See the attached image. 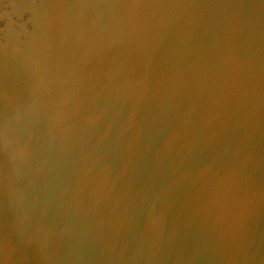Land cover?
I'll return each mask as SVG.
<instances>
[{"label": "water", "instance_id": "obj_1", "mask_svg": "<svg viewBox=\"0 0 264 264\" xmlns=\"http://www.w3.org/2000/svg\"><path fill=\"white\" fill-rule=\"evenodd\" d=\"M0 264H264V0H0Z\"/></svg>", "mask_w": 264, "mask_h": 264}]
</instances>
